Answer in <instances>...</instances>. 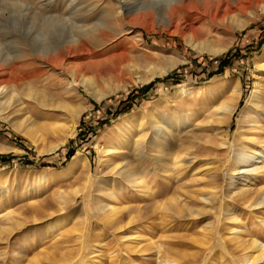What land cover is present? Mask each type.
<instances>
[{
	"label": "rangeland",
	"instance_id": "374dc122",
	"mask_svg": "<svg viewBox=\"0 0 264 264\" xmlns=\"http://www.w3.org/2000/svg\"><path fill=\"white\" fill-rule=\"evenodd\" d=\"M13 1L28 3L30 10L20 13L9 5ZM127 1L129 11L152 5V0ZM241 2L223 5L236 20L189 12L171 26L157 16L139 19L123 26L129 28L127 36L106 30L109 41L58 69L30 52L33 30L44 16L24 14L42 9L43 15L67 17L77 11L85 27L97 21L112 25L121 21L112 0H0V50L23 48L15 60L26 78L20 89L28 84L46 102L25 103L22 111L11 106L0 114V264H63L66 258L69 264H159L153 244L163 252L167 248L169 256L188 252L192 259L184 264H241L242 247L234 235L264 243V204L249 207L234 194L242 184L260 198L264 194L259 144L264 112L250 102L254 93L264 94V0ZM123 51L127 68L116 58ZM168 57L181 62L150 82L142 80L149 67ZM73 76L79 81L75 86ZM3 81L12 83L13 77L0 75ZM183 84L188 90L176 97ZM230 95L237 97L235 112L226 124H215L217 107ZM31 123L40 135L36 143L25 134ZM223 137L229 144L255 139L246 142L236 171L231 158L242 148L220 146ZM179 149L190 154L177 159ZM80 158L89 163L83 173L74 165ZM129 168L139 187H130L131 177L119 184L117 171ZM255 168L258 172L246 173ZM119 185L117 206L128 207L137 218L115 229L101 216L107 202L116 204L111 195ZM8 213L12 222L6 221ZM84 220V226L75 224Z\"/></svg>",
	"mask_w": 264,
	"mask_h": 264
},
{
	"label": "bare ground",
	"instance_id": "6f19581e",
	"mask_svg": "<svg viewBox=\"0 0 264 264\" xmlns=\"http://www.w3.org/2000/svg\"><path fill=\"white\" fill-rule=\"evenodd\" d=\"M241 1L242 0H152V2H150V4H152V5H148L146 7H141L135 11H129V10H127V4H129V2L127 0H112V2H113L112 5L115 6L119 12L121 11L120 13H117L118 14L117 16L121 20L120 23H116V24L113 23L111 25V24H108L106 21H97L94 23L93 26H90V27H85L83 16L81 14H79L77 11L76 12L72 11L67 17H65L63 15H59V14H55V15H45L44 14L43 15V13L41 11L42 9L41 10L35 9V11L26 12L24 15H28L31 13L33 18L37 17L38 15L44 16V17H41L42 22L38 25L36 30H33L34 35H33L32 42L35 45L33 44L32 46H30V52L33 56H35V58L41 59L44 62H46L47 65L54 66V67H57L58 69H60V68L65 66V64L68 62V60L72 56L80 55V54L84 53L85 51H88L90 46H93L92 48H94V47H97L100 45H104L106 43V41H109L110 40L109 37H107L106 33L104 32L106 30L112 31L114 33V36H119V35L120 36L121 35L127 36L124 33H129L130 32V31H128L129 28H127V27L124 28L123 26L124 25H130L131 26L134 23V21H138L139 19L143 20L145 18H148L149 20H153V17L155 16V18H156V16H157V18L160 20V22H163V24H165L167 26H171L172 24H174V20L185 21L186 16L189 15L188 14L189 12H196L198 14H199V12H201V13L203 12L204 15L213 16V19L219 18V16H220V19H222L224 16H231L232 19L236 20V18L233 17V15H231V14H233V12L230 11L227 6H223V5L225 3L226 4L231 3L233 5L237 4L239 6L240 3H242ZM144 2L146 3V1H144ZM9 5L12 6V8L13 7L15 9L17 8L19 10V12L21 10L20 13H22V11H24V10H26V11L30 10V9L26 8L28 6V3H22L21 4L18 1H13ZM157 5L160 8V10H157ZM23 7H25V8L23 9ZM238 8L240 9V7H238ZM75 9H76V7H75ZM202 9H203V11H202ZM222 9L224 10L223 15H221ZM19 12L18 13L16 12L17 14L15 13V15L17 16L18 14H20ZM157 12L160 13L161 15L157 14ZM13 13H12V15H13ZM133 13L134 14L136 13V16H134L133 18H127L128 15L133 14ZM40 16H38V17H40ZM12 18H13V20H15V16H13ZM242 25L243 24H240V26H242ZM121 33H123V34H121ZM187 34H189V33H187ZM22 50H23V48H19V50L17 52H14V53L7 52L5 54H2V52L0 50V75L8 74V75H11L13 77V81H11L12 83L5 81L6 84L3 85L5 82L4 81L0 82V114H2V112L5 110L7 111V109L11 106L18 107V111H22L25 108V107L23 108V105L25 103L32 104L35 107H38V105L43 106L46 103L44 100L45 96L43 99V97H41L42 95H39L37 90L33 89L30 86H27L28 84L26 86H24V88L22 87L20 89L19 85L25 84L26 78L23 76L24 71L21 69L22 65L18 66L15 63V60L21 58L20 52ZM21 54H22V52H21ZM116 58H118L121 66H123L124 68H127L126 64L129 62L128 53L123 51L122 53L118 54ZM180 62H181V60L178 58H175V57L162 58V61L160 62V64L149 67V69L147 71L148 74L145 77H143L142 80L145 82H150L156 76L165 75L169 71H171ZM259 66H261V65H259ZM25 71H27V70H25ZM132 71H134V68H132ZM74 75H75V73H74ZM30 76H32V75H29V78L31 79ZM77 78H78V75H77ZM80 81H82L83 83H87L88 78H86L85 76H81ZM41 83H42V81H41ZM77 83L79 84V81H77L76 78L73 76V81H72L71 85L75 86ZM32 84H34V83H32ZM231 87H232V85H231ZM17 88L19 89V91H17L18 90ZM232 89H233V87H232ZM187 90H188V88H187L186 84L180 85L178 87V90H176V93H175L176 97H177V95L179 96L180 94H183V93L185 94ZM235 91H237V88H234V90L232 92L235 94ZM45 93H47V92H45ZM263 93H264V91H263ZM41 94H42V91H41ZM175 95H173V96H175ZM252 97L253 98L250 100V102L251 103L253 102L255 106H257V104H260L258 107L264 112V94L259 96L256 93H254ZM97 98H99V97H97ZM26 107H27L28 111L31 110L30 107H28V106H26ZM236 108H237V97L235 95H230V97L228 96V98L225 97L224 100L217 107V110L219 112L218 114H220V115H219V117H217V120H216V122L214 121V123L215 124L217 123L218 125L226 124L228 122V120L232 117ZM243 111H244V109H243ZM245 112H246V110L243 112V115ZM243 115H242V118H243ZM28 120H29V117L28 118L24 117L25 122ZM240 121H241V119H240ZM251 121L252 122L255 121L254 117L252 118ZM262 123L264 124V113H263ZM34 124H36V123H34ZM34 124H32L30 127H28L27 130H25V134L28 137H30L34 141V143H36L38 141L40 135L39 136L37 135V130L34 128V126H35ZM47 124H49V123H47ZM13 126L15 127V129H19V127L17 125H13ZM253 127H254V125H253ZM262 129H263V127H262ZM42 131H45V129H43ZM235 132H236V130H235ZM252 133H253V131H252ZM241 135H243V134H241ZM211 136H213V134H211ZM211 136H208L205 139H207V138H210L209 140L213 139ZM248 137H246L245 139H240V141H241L240 144L237 143L240 145L242 150L235 152V154H233V157L231 158V162L234 161V163L232 165L233 171H236L237 164L243 161L242 156L246 155V151H247L246 150L247 149L246 142L253 140V143H254V140H255L254 137H252V138H248ZM237 144L235 141H233L232 143L229 144L228 139L225 137H223V139L219 142L220 146L227 145L228 150H230L231 148H235L237 146ZM259 144H261L260 149L264 148V140H262L261 143H259ZM176 152H178V153H176ZM174 154L177 155L176 157L178 159L183 154L187 157L190 153L187 151L184 152V150L179 149V151H174ZM161 162H162V164H161ZM161 162H160L161 166H164L165 161L164 162L161 161ZM71 165H72V163H71ZM74 165L79 166L80 169H82L81 172L83 173L86 171L89 163L87 162V159L80 158V159H76V161H74ZM117 166H118V164H114L113 169H116ZM77 170H79V169H77ZM257 170H258V168L250 169V170H247L246 173L251 174L252 172H256ZM241 172H243V171H241ZM117 174H119V176H120L119 184L125 183L124 181H126L127 179L129 180L131 177V179H130L131 180L130 181L131 186L130 187H133V188L139 187L138 177H134L135 173H133V169L130 171V168H129V170L127 169L126 172L118 170ZM86 181H87V179H86ZM242 181H245V178ZM250 190L251 189L248 188V186L246 187V184H242L240 186V188L238 189V191L234 194H236L239 197V199H238L239 202L247 204V206H249V207H256V206L263 205L264 204V194L260 198V197H258L259 195L257 194L258 191H256L254 193L253 191L250 192ZM121 191H122V186L119 187V190L116 191L115 194L111 195L113 202H115L116 204H110L107 202V204H105L102 208V212H103L102 216H101L102 220H104L107 224L114 226L115 229L121 228V224L124 222L126 224H132L134 222V219L137 218V214H136V216L132 215L133 214L132 210L129 209L128 207L122 208L120 206H117L119 204L118 203L119 194H121ZM149 192L150 191L147 190L146 194H150ZM78 193H79V190H77L75 188V190L73 191V194L77 195ZM252 193H254V195ZM122 201H123V199H122ZM173 201H174V198H173ZM109 202H111V201L109 200ZM154 203H156V202H154ZM155 205H157V204H155ZM106 206H107V208H105ZM175 206H176V204H175ZM164 207L166 208V205H164ZM165 208H163V209H165ZM175 209L177 210L178 208L176 207ZM171 210L172 209H170V211ZM9 214H11V213H8L6 216L9 217ZM143 214H144V212H143ZM6 221L12 222V218L11 217L6 218ZM83 223H85V220L81 221V222H78V221L75 222V224H79V225L83 224ZM83 226H84V224H83ZM204 230L207 232L205 235L209 234V232H210L209 229L206 228ZM82 233H79V236H78V239H80V241H81V237L84 238V234H82ZM128 237L132 239V237H130V236H128ZM124 238H125V236L120 237L121 240H123ZM194 239L198 240L197 238H194ZM233 240H235V243H237L238 245H240L242 247L241 248L239 246L241 248L240 250H242V252L240 251L241 255H242L241 264H255L256 262H260V261L263 262L264 261V243L263 242L258 241L256 238H251L250 240L239 239L238 234L234 235ZM192 242H194V241H192ZM79 244H81V243H78V245ZM153 245H154V246H152L153 248H158L155 252V255H157V258L160 259L159 264H184L186 261L192 259L191 254H189L188 252H187V254L183 252L179 256H177V254L169 256L168 254H170V253H169L167 248L164 249V252L166 249L168 251V253L165 254L163 252V247H158L156 244H153ZM78 251H80V250H78ZM125 251L126 252L130 251V248L126 247ZM203 252H207V249L202 250V253ZM178 253H179V251H178ZM70 260L71 259L67 260V258H66V261L63 264H69Z\"/></svg>",
	"mask_w": 264,
	"mask_h": 264
}]
</instances>
